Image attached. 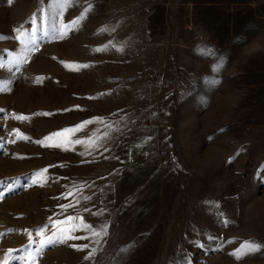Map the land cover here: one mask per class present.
<instances>
[{"label":"rangeland","instance_id":"rangeland-1","mask_svg":"<svg viewBox=\"0 0 264 264\" xmlns=\"http://www.w3.org/2000/svg\"><path fill=\"white\" fill-rule=\"evenodd\" d=\"M0 63V260L264 264V0H0Z\"/></svg>","mask_w":264,"mask_h":264},{"label":"snow or ice","instance_id":"snow-or-ice-1","mask_svg":"<svg viewBox=\"0 0 264 264\" xmlns=\"http://www.w3.org/2000/svg\"><path fill=\"white\" fill-rule=\"evenodd\" d=\"M9 2H11V0H9ZM46 20H47V17H46ZM73 24L75 23V21L72 22ZM68 26L67 25H63L61 30L59 31V38H63L64 36V29L67 28ZM53 30L55 31V26L53 24ZM17 31H19V29H17ZM33 31H35V29H33ZM23 36V33H21V37ZM19 38V37H18ZM21 43L22 44H25V43H29V41H25L23 39H21ZM26 62V57H23V56H15L13 55L12 58L7 62V65H12V64H17V65H20V64H23ZM223 64V60L221 61V66ZM7 65H5L4 63H0V68H4L6 67ZM81 67L83 68H87L88 65H81ZM212 83H216V81H212ZM5 89L0 87V91H4ZM47 115V114H45ZM16 119H19V120H28L29 117L28 116H16L15 117ZM96 119H100V118H96ZM93 123V120H88V121H84L82 122L81 124H78L76 125L75 127L73 128H66L63 130V132H57V133H53L52 135L53 136H57V137H60V136H63L64 133H76V132H79L80 130H82L86 125H89V124H92ZM14 132H18L19 130H13ZM104 135H107V133H105ZM20 139H28L27 136H24V135H21L19 137ZM38 143H40L38 141ZM71 143L73 145H82V144H88V147L91 149V148H96V147H99L100 145L99 144H95V143H89L88 141L86 140H83V139H75L73 141H71ZM57 146H60V145H57ZM46 171V170H44ZM2 183V182H0ZM33 183H36V181H33ZM66 195H73V193L69 192L67 193ZM62 208H68L69 205L65 204V205H62L61 206ZM70 221H72V225L70 228H68L66 231L64 228H60L59 225H67ZM76 221H79L80 223H76ZM57 225H58V233L57 235L54 237V238H48V237H45V239L41 240V245L43 246L44 244L46 243H62L64 240L66 239H87V237H76L73 235V233L77 232V231H80L82 230V227L84 225V221H83V217H73V216H69L67 217L66 220L64 221H57L56 222ZM88 227H91V226H88ZM97 235H99V233H96ZM41 235H43V233H41ZM35 241L30 239L29 240V243H34ZM83 247L87 248L88 245H84ZM14 250H7L8 254L5 255L3 257L2 260H0V264H8L9 262V258L11 256V253L13 252ZM188 264H190V261L188 262Z\"/></svg>","mask_w":264,"mask_h":264},{"label":"built area","instance_id":"built-area-1","mask_svg":"<svg viewBox=\"0 0 264 264\" xmlns=\"http://www.w3.org/2000/svg\"><path fill=\"white\" fill-rule=\"evenodd\" d=\"M134 161V160H133Z\"/></svg>","mask_w":264,"mask_h":264}]
</instances>
